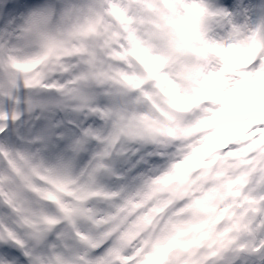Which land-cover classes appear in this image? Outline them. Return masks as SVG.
<instances>
[{"label":"clouds","instance_id":"clouds-1","mask_svg":"<svg viewBox=\"0 0 264 264\" xmlns=\"http://www.w3.org/2000/svg\"><path fill=\"white\" fill-rule=\"evenodd\" d=\"M0 264H264V0H0Z\"/></svg>","mask_w":264,"mask_h":264}]
</instances>
